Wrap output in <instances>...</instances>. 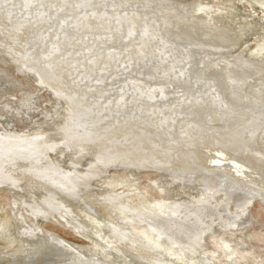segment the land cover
<instances>
[{
	"label": "bare ground",
	"instance_id": "obj_1",
	"mask_svg": "<svg viewBox=\"0 0 264 264\" xmlns=\"http://www.w3.org/2000/svg\"><path fill=\"white\" fill-rule=\"evenodd\" d=\"M78 1L85 4L92 1L97 3L98 1L101 2L103 0ZM110 1L113 2L114 5H125L130 6L131 8L141 7L142 9H139L136 13L138 14L139 12L144 21H152L147 30L148 33L158 31L159 33L157 34H160V32L164 31L167 35V32H169L167 36L173 40V44L165 47L164 44L166 43L163 44L162 41L164 40V37H157L156 40L154 39L155 41L149 42L152 44L149 45L151 47L148 46V48H145V46H142V42H140L142 41L140 35L141 33L138 34L135 32L133 33L131 40L130 38L127 39V36L119 37L118 35L120 39L117 40L116 37V39H114L109 46H105V49L101 48L95 50L91 48L93 47L91 46V43L96 41H93V39L97 36H95L94 32H100L97 30L98 27L103 28V30H113L114 28H118L119 30L126 31H129L132 28L124 23V21L110 22L105 18L103 19L98 14V11L97 13L87 12L81 5H68L67 0H0V42L2 43L6 41L9 45V49H12V53H14L15 57L25 58L29 51L36 56L47 52V50L49 51L50 46L53 43H60V41L65 38L67 39V37L71 35V29L68 28V26H71L73 27V30L78 31V42L73 45L62 46L61 48H59V44L58 48H56V56L54 57L59 60L60 67H55L49 61H47V64H40L42 63L40 62L41 60L36 64L31 63L34 64L32 66L37 67L39 72H41L40 76H42L44 80L46 79L49 84L53 86V83H55V87L59 85L58 81H60V84L62 85L64 81L62 74L67 73L72 76V78H79L82 82L79 84L86 85V88L88 87L90 90L95 89V91L104 92L103 90L108 89L110 91H107V94L98 95L99 98L94 95L91 99H88L84 105L87 107L86 110L80 107H71L73 110L81 109V112L83 111L87 113L91 118L92 115L97 118L98 120L94 123V126H92V121L88 116L83 115V117H75L70 113L72 109L70 111L65 109L64 120H62V122H64L66 126L69 127L70 123H75L76 126L79 125V127H86L87 124L90 129L92 127L91 133L88 134L90 135L88 136L90 138L85 137L82 139L78 135L75 136L76 133L70 135L68 134L67 141L69 140L72 144L79 146L78 150H80L81 153L80 157L78 156L79 158L74 161L75 163L70 165L71 168L64 165L62 161L57 163L58 160L55 159L52 155L53 153H51V151L53 152L51 149L52 147L50 148L51 145H48L49 147L45 148V150L43 148V153L46 151L45 154L39 152L40 154L37 155L36 158H39L37 161H33L32 159L25 161L27 164H34V167L35 163L44 164L45 168L43 166V169L37 168L38 170H36L38 171V179H36L37 176L33 179L22 175L25 177L23 178L21 175L18 176L13 173V171L10 172L11 170H7L8 167L5 165V162L7 161L4 160L9 161L10 157H7L9 159H3L0 161V171L3 170L2 173L4 175L2 178L8 181V190L12 191V189L16 188L15 185L20 186V183L24 181L27 183L24 184L28 186L26 189H30L27 191H36L38 189V191H40L39 194L47 192L52 194L53 197L56 196L53 200L51 198V201H49L50 198L49 200L45 198L38 201L40 199L33 200L34 198L32 199L31 196L27 195L28 197H25L24 195V201L26 202H22L21 199L19 200L10 195H6L4 197L9 214L8 216L5 215L4 220H11L13 222L14 233L18 236V238L20 237L22 239V242L20 243L22 247L17 250H10L11 252L4 251L2 254L7 256L11 255L13 257H21L24 259L21 261L25 264H27L26 262L29 263L41 256L49 257L47 258L48 261H44L41 264H71L70 261L73 260L79 261L78 264L103 263L104 261H102V258H100V260L97 259L98 252H102L100 257L108 255V263H110V261H114L116 262L115 264H117V262H120L121 264H145L146 262H150L152 259L160 260L163 264H211L210 258L212 257V259H215L216 256H218L217 259L224 260L225 264H244L245 261L248 263L264 264V257H262V254H259L257 251L249 250L251 245L249 249L247 247L248 250L246 249V251H244V247L246 245L240 247L237 243L232 244L229 240V238L234 237L231 232H229L227 236L222 234L211 236V239L214 240L213 247H203L200 249V254L197 256L192 253L182 251V248L180 247H186L189 245L193 246L194 244L199 243L202 238L203 230L213 221L204 222L203 219V222L199 223L196 222V220H193L192 222H186L188 225L185 226L184 222V224L182 223V226L179 225L180 227H183L181 230H183L184 235H179L178 233L176 234L174 233L175 231L173 232L174 234L169 232L166 229V223L169 222L175 214L179 213V210H181L180 207L189 206L191 201H195L196 203L190 204L189 209L195 208L194 205L198 206L200 204L196 193L191 195L192 192L189 193L188 190L186 196H188V194L189 196L187 199L183 196V193H181L183 189L180 185L178 187H172L167 181H165L166 179L153 178L150 182L148 181L151 188L158 193V199L156 196H153L152 198H145L143 193L146 192V190L143 191V189L141 190L137 186L133 188L134 185L128 183L126 176L121 177L119 180L116 179L114 180L115 184H126L127 188L114 190L112 188L114 186L110 183L109 186L104 189V192L100 194L102 200H109L112 202V206L108 205V203L107 205L105 204L111 220L96 218L93 215V209H91L92 213L89 215L91 217L92 215L94 216L92 217L94 221L85 222L81 221L80 215V217H78L79 211L80 213L85 214V212L82 211V208L79 207V205L82 206L84 202L82 201L83 203L77 204L74 196L77 197L80 192L76 194L75 191L77 192L79 189L82 191L86 190V192L89 191L94 184L93 182L95 181V177L97 176L96 174L94 177V174L97 172L99 173V171L103 168V165L106 164L107 167L108 162H115L119 160L123 163H121V166L129 165L132 168L138 167L141 169L153 168L159 174L167 173V176L170 177L171 175L172 177L178 179L179 182L181 180L186 182V186H188L189 183H195L198 187L207 184L209 185L208 187L212 188L211 190H225L228 195L232 194V196L236 198V201L241 198L243 201H241L242 203H245L246 201L244 202V200H248V197H252L254 195H264V79H259L263 81L255 80L258 75V77H260V75L264 73V61L238 55L236 54L237 52L233 53L234 55L227 56V53L224 51H222L221 55H215L207 58L205 57L201 60V56L199 57L201 51L196 47H191L192 43L199 44L200 42L207 40L208 44H206V46L208 45V47L217 48L221 46V42L229 41L227 37L231 35L225 26L216 24L213 18L208 15L209 11L206 12L205 10V8L208 7L206 6L207 3L199 1L198 3L182 2L185 7L183 10H180L181 12L178 15V19L174 21L165 20V23L160 24V19L165 16L164 13L166 14L163 7H167L170 2L177 3L175 0ZM58 5H66L70 9H77V13L81 12L82 14L79 16H69L68 14H63L59 11H53L51 13L48 11L50 6L55 7ZM96 7L98 8V6ZM213 7L214 6H212V8ZM177 8H179V6ZM112 9L114 10V8ZM172 10H174V8ZM125 15L126 17L131 18L137 17L134 12L130 13L127 11ZM126 17H123L122 19L126 20ZM29 27L33 28V35H29L30 33L24 31ZM100 36L103 35L98 34V37ZM197 40L200 42H197ZM26 43L27 45H25ZM22 44L24 46H22ZM18 45L25 47V49H20L21 47L19 48ZM161 45L164 47L161 48V50L166 51V54L169 55L170 58H173V56L176 55V57H180L178 59H185L186 62L189 60L187 66L184 65L185 63L181 64L184 65L186 69L176 70V67L167 68V66L155 64L152 60H150V57V62H147L146 58L149 56L148 52H151L153 47L155 51H158V48L162 47ZM140 46L146 51L143 52L145 55H141L142 57L139 56L137 52L139 51V48L141 49ZM232 46H234V44ZM15 47L19 49H16ZM205 49L209 48L206 47ZM222 49L216 51H221ZM164 51L162 53H164ZM33 57L34 56H32V58ZM30 62L31 61H29V63ZM15 63L17 64V62ZM32 66L31 68H33ZM216 66L218 68H216ZM14 67H16V65ZM123 67H126L129 70L141 68L148 74L159 72V75L162 74L163 70H167L170 74L180 76V79H182L183 83L186 84L185 87L187 88L179 89L170 87L171 89H169L168 86H164L159 83L155 84L151 81V84H149L141 79L138 80L132 75L127 74L123 77L118 74L119 70ZM214 75H216L217 78L219 77L218 82L215 77H213ZM160 76L159 79H161ZM155 78L157 77L155 76ZM156 80H158V78ZM131 81H135L136 84L134 85L143 90V92L152 91L157 95H160L162 92L169 93L167 94L169 95L168 97H164V99H167L169 104L163 105L164 103H162L161 105L160 103L163 102V100L159 103L155 101V103L147 101L149 104H145V102L141 99L142 97H139L138 95L140 93L132 95V92L130 91L129 93L131 94H128L129 89L126 86L127 83ZM17 82L16 78L12 76L10 72L0 68V89H3V86L7 89L12 85H19L22 87V84ZM223 88L226 90L223 91ZM19 92V97L10 98V100L14 101L11 106L6 105L3 107L9 115H15L18 117L23 116L24 112L27 113L31 110V104L34 106V101L40 100L37 97L38 92H36V89H25ZM81 93L82 92H80V94ZM149 94L151 93L149 92ZM201 97L206 98L203 99ZM111 102H120L121 105L125 103L127 106H124V109L121 107V113H116V116H113L115 113L113 115H108L107 110L103 109ZM189 104L190 107H188ZM141 105H145L146 109H141ZM58 107L59 109H63L64 104L59 103ZM169 107H172V109H169ZM164 109L166 110L164 113L159 112V110ZM173 110L182 112L184 118H179V121L177 122L179 123L178 125H180L179 127L176 128L174 126V129L172 128L173 130L170 129L167 131L165 130L167 122L166 116H174L173 118H175V114L178 113ZM190 113L200 116L202 119H204V117L209 118L211 121L213 120L212 124L205 125V123L203 124L200 120L192 118ZM163 114H165V116ZM121 118L125 121L130 118V122L137 124L138 126H153L150 133L148 132L147 135L143 134L144 138L147 139L145 140V142L147 141L148 143H146V145L152 146L153 148L148 147L149 149H146L147 147L145 146V142L141 141L142 134L135 131L130 132V130H127L126 128L124 130V125L122 123H117V121L121 120ZM23 119L28 121V125L30 124L31 119L26 118V116H23ZM137 121H139V124ZM66 128L63 130L66 131ZM103 130L104 133L102 132ZM31 131L33 132V130ZM92 131L96 137H94ZM168 133H170V135ZM3 134L4 133L0 132V152L4 151L7 147H10L11 144L14 145L16 139L14 138V135H16L15 133H12V135H8L7 133ZM79 134H81V131ZM93 138L95 140H93ZM95 141H98L99 145L103 146L104 144V151L101 150V152L98 147L93 145L95 144ZM117 143L124 144L123 147L115 148L122 152H116V154L109 152V149L114 148ZM64 144L67 146V143ZM89 145H91V149L94 151L91 150V152H86L90 149ZM162 149H168L171 153L168 152V157H165L164 159L155 158V154H157V152L161 153L160 150ZM9 151L7 153L8 155L10 154ZM3 155L5 154L3 153ZM73 155L76 156V154ZM165 155L166 154H164V156ZM27 156H25L26 159ZM58 157L59 156H57V158ZM16 158L17 157L14 159ZM19 160L21 163L24 161L23 159ZM89 161L91 167L93 168L84 169V171L83 168H85V166L83 164H88ZM138 164L143 166H138ZM11 167L10 169L13 168ZM128 170H130L129 167ZM175 171L179 172L174 173ZM107 176L110 177L109 175ZM96 178L98 179V177ZM89 184H91V187L88 186ZM182 186L185 187L183 183ZM216 190H214V193ZM166 193H169L170 196H167ZM211 193L213 192H210V194ZM134 195L138 198L137 202L130 203L128 201H123L125 197ZM68 197H70V199H67ZM225 198H227V195ZM35 205L37 207H35ZM201 206H203V204H201ZM111 207L117 208L119 213L123 215V219L120 220L119 216L112 212ZM208 209L209 208L207 207V210ZM88 210L90 209L88 208ZM182 212L183 211H181V213ZM163 213H165V215H163ZM188 215L183 217L184 215L178 214L176 217L178 219L182 217L185 221H188L190 220ZM71 216L74 219L71 218ZM26 217L29 218V221L26 220ZM49 218H52L59 224L68 227L73 232H76L77 235H85V237H87L93 244L90 248H88L87 254L80 253L81 250L78 251L73 244L65 241L58 234L44 231L43 228H41V222L48 220ZM143 224H146L147 226H144ZM4 227V221H0V236H4L5 238ZM121 230L126 234L125 236L124 234H119V231ZM164 230L168 232L167 235L170 233L174 237L176 235V240L190 236L189 240L191 243H187L188 240L187 242L181 240L177 242H181V244L183 243L184 245L178 243L173 244L172 242L175 240L171 242L164 239V237L160 235L161 233H166ZM10 232L11 231L8 233ZM197 233H201V237H199V234L197 235ZM164 235L166 236V234ZM120 242L131 248L139 249V252L131 251V253H127L129 250L126 251ZM140 249L145 250V252H148L149 255L141 254ZM237 249H239L238 253H241L244 257V259L239 258L240 262H236L230 256L231 251L235 253ZM88 256L90 258L91 256L92 258L95 257L98 261L96 262L92 260L87 262L85 259ZM171 258L177 259L178 261H174ZM25 259L27 261H25Z\"/></svg>",
	"mask_w": 264,
	"mask_h": 264
},
{
	"label": "rangeland",
	"instance_id": "obj_2",
	"mask_svg": "<svg viewBox=\"0 0 264 264\" xmlns=\"http://www.w3.org/2000/svg\"><path fill=\"white\" fill-rule=\"evenodd\" d=\"M175 1L177 3L170 2V4H168L169 7L168 6L163 7L165 9L166 14L164 13L165 16H163L160 19V21H159L160 24L165 23V20L174 21V20L178 19V17H179L178 15L181 12L180 10H183V8L185 7V5L182 2L198 3V1H199V2H203V3H207L206 6L210 7V8H208V7L205 8L206 12L209 11L208 15L213 18V20L216 24L225 26L229 30V33L231 34L227 37V39H229V41L221 42L223 45L221 44V46L217 47V48L208 47V45L206 46V44H208L207 40H204V42H200L197 40V42H200L199 44L198 43H194V44L192 43L191 47H196L201 51L199 54V57L201 56L200 57L201 60H203L205 57L207 58V57H213L215 55H221L222 51H224L227 53V56L234 55L233 53L237 52L236 54H238V55H243L246 57H250L253 59H260V60L264 61V0H175ZM92 3L94 4V6ZM98 3H100L101 5ZM67 4L71 5V6L81 5L83 7V9H85L87 12L89 11V12L97 13V11H98V14L100 15L101 18H103V19L105 18V19L109 20L110 22L111 21H118V22L124 21V23H126L127 25H129L132 28L131 30L126 31V30H119L118 28L117 29L114 28L113 30H103V28L98 27L97 30H99L100 32H98V31L94 32L95 36L97 35L96 38L98 37V34L103 35V36H100L97 39L96 38L93 39V41L94 40H96V41L91 43V46H93L91 48H93L95 50L101 49V48L105 49L107 46L110 45V43L112 41H114V39H116V37L118 40V39H120L119 38L120 36H125V37L127 36L126 38L127 39L130 38V40H131L133 33H135V32H137L138 34L141 33L140 35H141L142 39L141 38L140 39L142 41H140V42H142V46L143 47L145 46V48H148L149 45H152L149 42L155 41L157 39V37H161V38L164 37V40H162V41H163V44L166 43V44H164L165 47L173 44V40H171L167 36L169 34V32H167V35L164 31L160 32V34H157V33H159L158 31H153L151 33H148L147 30L150 27L152 21L146 22V21H144V19H142V17H141L142 15L139 14V12H138V14L136 13L139 9L140 10L142 9L141 7L131 8L130 6H125V5H117V4L114 5V3L111 2L110 0H105V1L103 0L101 2L98 1L97 3L92 1L90 3H85V4L80 3L78 0H67ZM96 4H98V5H96ZM108 4H111L113 6L108 5ZM96 6H98V8ZM178 6H179V8H177ZM212 6H214V7L212 8ZM112 8H114V10ZM173 8H174V10H172ZM48 11L50 13L53 11H59V12H62L63 14H68L69 16L70 15L71 16H79L82 14L81 12L77 13L78 12L77 9H70L66 5H60V6L58 5L55 7L50 6ZM86 11H84V12H86ZM127 11L130 13L134 12V14H136L137 17H133V18L126 17L125 13H127ZM172 11H174V12H172ZM123 17H126V20L122 19ZM68 28L71 29V35H69V37H67V39L66 38L63 39L62 41H60V43H53L50 46L49 51L47 50V52L41 53L40 55H37V56L29 51L28 55H26L25 58L23 57L24 59L22 57H20V58L15 57L14 53H12V49L11 50L9 49V47H8L9 45H8V43H6V41H4L2 43L0 42V68H3L4 70H7V72H10L11 75L16 78V81H18L17 83L22 84V87L19 85H12L13 87L9 86L6 89L3 86V89H0V132L4 133V134L7 133L8 135L9 134L12 135V133L16 134V135H14L15 136L14 138H16L14 145L11 144L10 147H7L4 151L0 152V155H3V153L5 154L3 156H0V159H1L0 161H2L3 159H9L7 157H10V159L12 158L11 160L9 159V161L4 160V161H7V162H5V165H7V167H8L7 170H11L10 172L13 171V173L17 174L18 176L25 175V177H29V178H33V179H35L34 177L37 176L36 179H38V175H37L38 171H36V170L43 169L42 167L44 166V164L43 163H41V164L35 163V167H34V164H27L25 161L31 160V159L33 161H37L39 159V158L36 159L37 155H39L41 152L43 153L45 148H48L50 145H51L50 148L52 147L51 149L53 150V152L51 151V153H53L52 154L53 157H55V159L58 160L57 163H60V161H62L64 165L71 168L70 165L71 164L73 165L75 163L74 161L80 157L81 153H80V150H78L79 146L72 144L69 140L67 141L68 134L70 135V134L76 133L75 136L78 135L83 139L85 137L90 136L88 134L91 133L92 127L90 126L91 127V129H90L88 124L86 127H84V126L79 127V125L76 126L75 123L74 124L70 123L69 127L66 126L64 124V122H62V120H64L65 109L67 111H70L72 109L71 107H80V108H83L84 110H86L87 107L84 105L86 104L85 102L88 99H91V97L94 95L96 97H98V95L107 94V91H109L108 89L103 90L104 92L95 91V89L90 90V88L89 89H88V87L86 88V85L79 84L81 82L79 80V78H77V77L72 78V76L68 75L67 73L62 74L63 75L62 78L64 80L62 85L60 84V81H58L59 85L55 87L54 86L55 83H53V86L51 84H49L46 81V79L44 80V78H42V76H40L41 72H39L37 67L32 66L34 64H31V63L36 64V63H38V61L41 60L40 62H42V63H40V64H47L48 63L47 61H49L55 67L56 66L58 68L60 67L59 66L60 65L59 60H57L54 57V56H56L55 55V51L57 50L56 48H58L59 44H60L59 48H61L62 46L73 45L74 43L78 42L77 41L78 31L73 30V27H71V26H68ZM24 31L27 33H30L29 35H33V28H31V27L25 29ZM121 31H123V32H121ZM82 32H84V31H82ZM154 32H155V34H154ZM118 35H119V37H118ZM161 38H159V39H161ZM225 38H226V36H225ZM143 40H144V42H143ZM145 41H146V43H145ZM99 42L101 43V46H100ZM212 43H214V42H212ZM23 44H22V46H24ZM230 44H231V46H230ZM233 44H234V46H232ZM25 45H27V43ZM18 46H19V48L21 47L20 45H18ZM161 46L162 47L158 48L159 49L158 51H155L154 47H153L151 49V52H148L149 56L146 58L147 62H150V60H152L155 64L167 66V68L176 67V70L186 69V67L184 65L187 66V63L189 60L186 62L185 59H182V60L178 59L180 57H176V55L173 56V58H170L169 55L166 54V51L161 50V48H164L163 45H161ZM224 46H225V49H224ZM149 47H151V46H149ZM206 47L209 49H205ZM19 48H16V49H19ZM20 49L24 50L25 47H21ZM141 49H142V47H141ZM141 49L139 48L138 49L139 51H137L139 56L145 55L143 52H146L145 50H143V49L141 50ZM220 49H222V50L216 51V50H220ZM152 50H154V51H152ZM163 51H164V53H162ZM32 56H34V57L36 56V57L32 58ZM157 56H158V58H157ZM149 57L151 58L150 60H149ZM29 61H31V62L29 63ZM15 62H17V64ZM23 62L25 65L23 64ZM181 64H184V65H181ZM189 64H190V62H189ZM15 65H16V67H14ZM26 66H28V67H26ZM31 66L34 69L31 68ZM216 68H218V67L216 66ZM20 69H22V70H20ZM118 74H120L123 77L127 74L132 75L133 77L137 78L138 80L141 79L143 81H146V83H149V84H151V81L155 84L159 83V84H162L164 86H168L169 89H171V88H179V89L187 88V87H185L186 84H184L182 79H180V76H175L174 74H170L169 71H167V70H163L162 74H160L161 75L160 76L159 72L154 73V74H148V73L144 72V70H142L141 68L129 70L128 68L123 67L119 70ZM155 76L158 78V80H156L157 78H155ZM159 76L161 77V79H159ZM258 76L255 80L256 81H263V80H259V79H264V73L262 75H260V77H258ZM213 77H215V79L218 82L219 77L217 78L216 75H214ZM164 80H165V82H164ZM134 84H136V82L131 81V82L127 83V86L126 85H124V86L128 87V89H129L128 94H131V93H129L130 91L132 92V95H134V94L136 95V94L140 93L138 95H139V97H142L141 99L145 102V104H149L147 101H151L153 103H155V102L159 103L162 100H163V102L160 103L161 105H162V103H164L163 105L169 104L167 99H164V97L169 96V95H167L169 93L162 92V93H160V95H163V96H160V95H157L156 93H154L152 91L143 92V90L136 87V85H134ZM142 86H144V85H142ZM139 87H141V86H139ZM81 88H82V90H81ZM84 88H86L87 90ZM25 89L26 90H35L36 89V92H38L37 97L40 99L38 101L33 102L34 106H33V104L30 105V109H31L29 111L30 113L29 112L23 113V116H26V118L31 119L29 125L27 124L28 121L23 119V116L18 117L15 115H9L8 113H6L7 111H5L3 109L4 106H6V105L11 106L12 103L14 102V101L10 100V98L19 97L20 96L19 91L25 90ZM77 90H79V91H77ZM224 90H226V89L223 88V91ZM75 91H77V92H75ZM80 92H82L83 94L82 93L80 94ZM149 92L151 94H149ZM164 94H166V95H164ZM82 95H84V96H82ZM208 97H210V96H208ZM201 98L205 99L206 97H201ZM59 103L64 104L63 109H59V107H58ZM125 103H126V101H125ZM125 103H123V105H121L120 102H117V103L111 102L108 106L106 105V108H104L103 110H107L108 115H113L115 113L113 116H116L117 115L116 113H121V111H122L121 107H123V109H124V106H127L126 105L127 103L126 104ZM191 104H193V103H191ZM140 107H141V109H146L145 105H141ZM188 107H190V104L188 105ZM167 108H168V106H167ZM170 108L172 109V107H169V109ZM80 110H73L72 109L70 111V113H71V115H74L75 117H81V116L83 117V115L88 116L92 121V126H94V123L97 122L98 119L95 118L93 115L91 118L87 113H85L83 111L81 112ZM165 111H166L165 109L159 110L160 113H164ZM95 112H97V111H95ZM174 112H178V111L175 110ZM11 113H13V112H11ZM178 113L175 114V118H173L174 116H171V117L166 116L167 122H166V129L165 130H167V131H169L170 129L173 130L174 126L176 128L180 126V125H178L179 123H177V122L179 121V118L182 117V119H183L184 115H182V112H178ZM163 115L165 116V114H163ZM190 115L192 116V118H194L196 120H200L203 124L205 123V125L212 124L213 120L211 121V119H209V118L204 117V119H202L200 116H196L193 113L192 114L190 113ZM56 120H57V122H56ZM132 120H134V119H132ZM117 123H122L124 125V127H123L124 130L126 128L127 130H130V132L135 131L137 133L142 134L141 135V137H142L141 141H144V142L147 139L144 138L143 134L147 135L148 132L150 133V130L153 129V126H149V125L148 126H146V125L145 126H142V125L138 126L137 124L130 122V118H128L126 121L121 118V120L117 121ZM137 123L139 124V121H137ZM128 124H130V125H128ZM73 126H75V127H73ZM64 127L68 128V129L66 128L67 132L65 130H63V129H65ZM7 128H9V129H7ZM31 130H33V132ZM80 131H81V134H79ZM102 132L104 133V130ZM31 133L34 134L35 138L33 137V134H31ZM18 134H21V135H18ZM92 134H93V131H92ZM168 134L170 135V133H168ZM30 135H32V136H30ZM93 135H94V137H96L95 134H93ZM55 138H56V140H55ZM88 138H90V137H88ZM93 140H95V139L93 138ZM24 142H26V143H24ZM29 142H30V144H29ZM50 142H51V144H50ZM44 143H46V144H44ZM64 143H67L68 147ZM94 143L96 144V145L93 144L95 147H98V149H100V151L101 150L104 151L103 150L104 144H103V146L99 145L98 141H95ZM146 143H147V141L145 142V146L147 147L146 149L153 148L152 146H147ZM22 144L23 145L26 144V145L23 146ZM45 145H47V146H45ZM123 146H124V144L117 143L114 148L109 149V152H112L114 154H116V152L120 153L122 151H118L115 148L123 147ZM9 148H11V149H9ZM43 148H44V150H43ZM89 148L90 149L87 150L86 152H91V150H93V149H91L92 148L91 145H89ZM8 151L10 153L9 155L7 154ZM45 152L43 154H45ZM151 152H153V151H151ZM160 152L162 154L157 152V154H155V158L164 159L165 157H168L167 154L169 155V153H171L168 151V149H162V150H160ZM106 153H108V152H106ZM13 154H14V156H13ZM27 154H28V156H27ZM73 154H76V156ZM164 154H166V155L164 156ZM21 155H22V158H21ZM24 155L27 156V159L25 158ZM5 156H6V158H5ZM57 156H59V157L57 158ZM13 157L14 158L17 157V158L14 159ZM18 157H20V158H18ZM68 157L69 158L71 157V158L69 159ZM19 159H21V160L23 159L24 161H22V162L26 166L23 163H21V161ZM65 159H67V160H65ZM110 160H112V159H110ZM114 160H116V159H114ZM115 162H118V163H115ZM115 162H113V161L108 162L107 167H106V164L103 165L102 166L103 168L99 171V173L94 172L95 173L94 177L97 174L96 177H98V179L95 177V179H94L95 181L93 182L94 184L92 185V187L90 186L91 184L88 185L91 187V189L90 190L88 189L89 191H87L89 194L86 192V190L82 191L81 189H79V191H77V192L75 191L76 194H78L80 192V194H78L77 197L74 196L75 200L77 201V204L84 202L82 204V206L79 205V207L82 208V211L85 212V214L80 213V211L78 212V217L81 216L80 217L81 221H85V222L94 221L92 219V217H94V216L96 218L102 219V220H107V219L111 220L106 205H107V203H108V205H111L112 202L109 200H107V201L102 200L100 197V194L102 192H104V189H106V187H108L110 183H112V185L114 186V187H112L114 190H120V189L127 188L126 184H122V185L115 184L114 180H116V179L119 180L121 177L126 176L128 183L131 185H134L133 188L135 186H137L141 190L143 189V191L146 190V192L143 193L145 198H152L153 196H156L157 199L159 198V195L157 192L154 191V189L151 188L149 182L153 178L166 179L165 181H167L168 184H170L172 187H178L180 185L183 189L181 193H183V196L185 198H187L189 196V194H188V196H186L188 193V190H189V193L192 192L191 195H193V193H196L197 197L199 198V204H200L198 206L194 205L195 208L189 209L190 204L196 203L195 201H193V202L191 201L189 203V206L180 207L181 210H179V213L175 214V216L172 217V219L170 220L171 222L169 221L166 223V227H167L166 229L169 232L173 233L175 231L174 233H176V234L178 233L179 235L180 234L184 235L183 230H181L183 227H180L184 224V222H185V224H184V226H185V225H188V224H186V222H189V221L192 222L193 220L194 221L196 220V222H199V223L203 222V221L204 222L205 221H207V222L213 221L210 225H208L203 230L202 238H201L199 243L194 244L193 246L189 245L186 247H180V248H182V251L187 252V253H192V254L197 256L200 254V251H201L200 249H202L203 247H206V248H212L213 247L214 240L211 239V236H215L217 234H222V235L227 236L228 233L231 232L234 236V237L229 238V240L231 241L232 244L237 243V244H239L238 246H240V247H243V245H246L244 247V251H246L247 247L249 249V247L251 245V247L249 249L250 251H257L259 254L263 255L262 257H264V195H254L252 197H248L249 199L248 200L245 199L244 202L245 201L246 202L242 203L243 201L241 200V198L236 201V198H234L232 196V194L228 195L225 192V190L214 189V190H216L214 193V190H211L212 188L208 187L209 185H207V184H205L204 186L198 187V186H196L195 183H191V184L189 183L188 186H186V184H185L186 182H183V180L180 181L181 182V184H180L179 180L176 179L175 177H172L171 175L169 177V176H167V173H164V174L160 173L159 174L153 168L141 169V168H138L137 166H136L137 168H132L129 165L128 166H121L123 164L121 162V160L115 161ZM11 165L13 168L11 167ZM23 165H24V167H23ZM29 165H30V168H29ZM83 165L85 166V168H83V170L93 168V167H91L90 161L88 164L84 163ZM134 165H137V164H134ZM139 165L140 164H138V166ZM140 166H143V165H140ZM10 167L12 169H10ZM67 167H65V168H67ZM128 167L130 170H128ZM44 168H45V166H44ZM17 169H18V171H17ZM135 169H137V170H135ZM20 170H22V171H20ZM32 170H33V174H32ZM2 171L3 170L0 171V221H4V226L6 227V228L4 227L5 236H6L5 238H7V239H5L4 236H2V237L0 236V249H1L0 264H25V263H23V261H21V260H24L21 257H13L11 255L7 256V255L2 254L4 251L5 252H11L13 250H17V249L22 247L20 244L22 242V239L20 237L18 238V236L14 233L13 222L11 220H4L5 215H7V216L9 215L8 211H7V204H6L4 197L6 195H10V196L16 197L19 200L21 199L22 202H26V201H24L25 200L24 198L28 197L27 195L31 196L32 199L34 198L33 200L40 199L38 201H41V199H45V198H47L48 200L50 198L49 201H51V198L53 200L54 198H56V196L53 197L52 194L47 193V192L39 194L40 191H38V189L36 191L35 190L34 191H27L30 189H26V188H28V186L26 185L27 183L22 181V180H21L22 182L20 183L21 184L20 186L15 185V187L17 189L14 188V189H12V191L8 190L7 189L8 181L6 179L2 178V176L4 175L2 173ZM177 172H179V171H175L174 173H177ZM128 173H130V174H128ZM31 174L34 176H32ZM107 175H109L110 177H108ZM111 175H112V177H111ZM25 177H23V178H25ZM17 180H19V179H17ZM24 183H26V184H24ZM182 183L185 185V187L182 186ZM59 184H60V182H59ZM90 187H88V188H90ZM13 191H15L16 193ZM210 192H213V193L210 194ZM224 194L227 195L228 199L225 198L226 195H224ZM24 195H25V197H24ZM97 195H99V196H97ZM213 195H215V196H213ZM167 196H170V194L168 193ZM207 197H208V199H207ZM67 199H70V197H68ZM123 201H128L130 203H134V202L138 201V198L136 197V195H134V196L125 197L123 199ZM212 201H213V203H212ZM49 203H51V202H49ZM215 203H216V205L219 203L220 204L216 206ZM88 204H90L91 206ZM201 204H203V206H201ZM234 204H235V206H234ZM239 204H240V206H239ZM243 204H245V205H243ZM246 204H248V205H246ZM35 207H37V206L35 205ZM203 207L206 209H204ZM207 207L209 208L208 210H207ZM212 207H214V208H212ZM236 207H238V208H236ZM88 208L90 210H88ZM91 209H93V215H94V216L92 215V217L89 215L90 213H92ZM86 211H88V212H86ZM181 211H183V212L181 213ZM112 212H114V214L116 213L115 215L119 216L120 220L123 219V217H122L123 215H121L119 213L117 208L113 207ZM209 212H212V213H209ZM189 213H191L192 215ZM118 214H120V215H118ZM178 214L184 215L183 217H186L189 214L188 216L190 217V220L185 221L184 218H182V217L180 219H178L176 217V216H178ZM230 214H232L233 216ZM234 214H235V216H234ZM163 215H165V213H163ZM229 215L232 217H230ZM198 216H199V218H198ZM46 217H48V216H46ZM7 218H9V217H7ZM71 218H73V217L71 216ZM26 220L29 221V218L26 217ZM5 221H8V222H5ZM174 222H175V224H174ZM144 226H147V225L145 224ZM41 228H43L44 231L54 233V234H58L62 239L73 244L76 247V249H78V251L81 250L80 253L87 254L88 248H90L93 245L92 242L87 237H85V235H82V234L77 235L76 232H73L68 227H66L62 224H59L56 220H54L52 218H49L48 220L42 221L41 222ZM175 228H176V230H175ZM177 228H178V230L180 228L179 232H178ZM128 229H130V228H128ZM169 229H171V230H169ZM7 230H8V232L11 231L12 233L11 232L8 233ZM164 232H166V230H164ZM133 233H134V230H133ZM167 233L168 232L161 233L160 235H162L164 237V239H167L168 241L172 242L175 240L174 242H172L173 244H177V243L181 244V242H177V241H181V240H183L184 242H187V240H188L187 243H191L189 240L190 236H188L186 238H182L180 240H178V239L176 240V238H175L176 235L174 237L173 235H171V233L168 235H167ZM119 234H121V235L124 234V236L126 235L122 230L119 231ZM164 234H166V236ZM198 234L199 233H197V235ZM170 235H171V239H170ZM199 237H201V233L199 234ZM120 244L125 248L126 251H128V250L130 251V252L128 251L127 253H131V251L132 252H134V251L139 252L138 251L139 249L131 248V247L126 246L124 243H121V242H120ZM181 245H184V244L182 243ZM3 246H5V247H3ZM4 248H5V250H4ZM238 250L239 249H237V251L235 253L231 251V255H230L231 258H233V260H235L236 262H240L239 258L244 259V257L241 255V253H238ZM140 252H141V254L149 255L148 252H145V250L140 249ZM101 253L102 252L97 253L98 254L97 255L98 260H100V258H102L103 259L102 261H104L103 262L104 264L105 263H107V264H110V263L115 264L116 263L114 261H110V263H108L109 262V260L107 259L108 255L104 256V257H100ZM217 257L218 256H216L215 259H212V257L210 258L211 264H225L224 260L217 259ZM44 258H45V260H44ZM47 258H49V257L41 256V257L37 258L36 260L34 259L33 261H31L29 263L26 262V263L27 264H41L44 261H48ZM97 259L95 257L92 258V256H91V258H90L88 256V257H86L85 260L87 262L88 261L90 262L92 260L97 262L98 261ZM171 259L174 261H178L177 259H174V258H171ZM27 260H28V258H27ZM27 260L25 259V261H27ZM29 261H30V259H29ZM86 261H84V262H86ZM242 261H244V260H242ZM78 262L79 261H77V260L70 261L71 264H78ZM150 262H151V264H163L160 260H157V259H152ZM150 262H146L145 264H150ZM103 263L100 262L99 264H103ZM117 264H121V263L117 262ZM244 264H256V263H248L247 261H245Z\"/></svg>",
	"mask_w": 264,
	"mask_h": 264
}]
</instances>
